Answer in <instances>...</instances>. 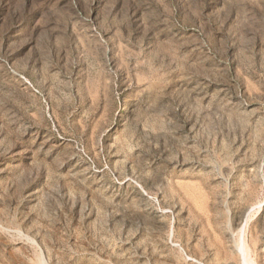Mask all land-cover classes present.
Wrapping results in <instances>:
<instances>
[{
    "label": "rangeland",
    "instance_id": "374dc122",
    "mask_svg": "<svg viewBox=\"0 0 264 264\" xmlns=\"http://www.w3.org/2000/svg\"><path fill=\"white\" fill-rule=\"evenodd\" d=\"M264 264V0H0V264Z\"/></svg>",
    "mask_w": 264,
    "mask_h": 264
},
{
    "label": "bare ground",
    "instance_id": "6f19581e",
    "mask_svg": "<svg viewBox=\"0 0 264 264\" xmlns=\"http://www.w3.org/2000/svg\"><path fill=\"white\" fill-rule=\"evenodd\" d=\"M243 264H245L244 262H243ZM249 264V263H248Z\"/></svg>",
    "mask_w": 264,
    "mask_h": 264
}]
</instances>
